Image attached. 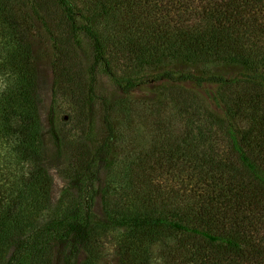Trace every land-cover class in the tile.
<instances>
[{
  "label": "trees",
  "instance_id": "1",
  "mask_svg": "<svg viewBox=\"0 0 264 264\" xmlns=\"http://www.w3.org/2000/svg\"><path fill=\"white\" fill-rule=\"evenodd\" d=\"M0 19L8 46L3 66L16 76L14 88L0 91V264L93 263L101 258L100 236L120 228L129 231L117 248L125 264H147L148 248L142 249L147 243L163 244L166 264H264V106L260 93L245 90L247 84L264 86V0H0ZM38 31L56 51L55 95L83 111L94 106L98 68L125 95L146 80H160L167 99L184 102V83L217 85L216 97L225 108L217 127L244 171L230 155L215 156L216 143L224 141L207 138L189 117L184 145H177L175 155L194 163L187 173L196 179L192 187L160 185L157 174H172L162 167L171 153L166 144H157L139 155L128 181L138 213L118 215L107 197L105 215H98L94 159L114 133L109 113L115 106L105 105L108 132L94 151L80 150L87 146L81 136H63L55 116L47 128L31 40ZM82 37L92 53L84 84L77 64L61 58H73L68 47ZM207 63L240 70L228 78L184 68ZM240 115L253 120L246 130L236 124ZM47 135L55 146L69 147L72 157L65 170L70 181L56 203L53 176L44 163ZM5 157L16 158L14 168ZM26 165L33 167L29 173ZM172 237L174 243L167 239Z\"/></svg>",
  "mask_w": 264,
  "mask_h": 264
},
{
  "label": "rangeland",
  "instance_id": "2",
  "mask_svg": "<svg viewBox=\"0 0 264 264\" xmlns=\"http://www.w3.org/2000/svg\"><path fill=\"white\" fill-rule=\"evenodd\" d=\"M2 25L0 19V91L14 88L16 79V76L11 74L8 69L5 70L3 66V59L8 46ZM31 40L38 64V98L41 101V115L47 128L51 124L50 118L55 116L56 123L60 125L63 131V136L67 135L69 138L81 136L87 146L81 145L80 150L94 151V148L97 149L99 144H102V139L108 132L106 115L108 111H106L105 105L109 106V104H112L115 106V112L109 113V122L114 133L105 144L103 142L100 152L94 159L93 169L98 175L95 178L98 192L95 198L94 211L98 215H105L106 205L104 206V201L107 197L109 201L107 206L118 215L138 213V206L129 200L132 196L130 195L128 181L133 171L132 167L139 155H144L157 144L158 146L166 144V150L171 153L166 152L171 157L169 165L162 167L167 170L172 169V174L169 175L168 172V174L164 175L161 173L157 174V181L160 180L158 181L160 185L173 188L192 187L196 179L191 180L190 175H187V173L192 171L194 163L190 160L183 161L186 157L182 156L180 152L176 154L179 155L178 159H176L175 155L177 145H184L183 137L187 130L186 125H188L189 117L191 122H194L193 126L195 128H197L196 126H203L204 131L201 132L205 133L207 138H219L224 141L216 143L218 146L214 152L215 156L228 157L230 155L235 166L240 171H244L239 155L228 149L225 137L217 127L225 112L224 103L216 97L217 85L210 82H204L200 85L191 82L184 83V86L181 85L186 97L184 102H181V98L178 101L172 97L167 99L168 96L165 94L167 93V86L164 81L160 80H146L136 87L133 94L125 95L98 68L94 84V101L92 102L94 106L92 108L90 106L89 110L83 111L79 106H74L65 97L54 93L55 59L57 57L51 40L40 31L33 34ZM68 49L73 58L68 56L61 58L62 60L71 59L77 64L79 79L84 84L86 83L85 70L91 63V44L86 38L82 37L80 42L74 43ZM66 66L70 67V65ZM184 68L195 71L197 74H218L228 78L235 76L240 70L235 65L221 63H207L194 68L190 66ZM246 89L260 93L263 97L262 105L264 106V86L259 87L247 84L245 86ZM234 90L235 88L230 89V94ZM240 117L243 116L240 115ZM242 119L238 118L236 124L241 130H246L253 120L251 118L247 120L245 117ZM45 139L48 148L45 151L44 163L53 176L51 195L52 201L56 203L70 181L65 170L70 165L72 157L69 147L66 145L61 148L55 146L49 135ZM83 142L80 141L79 143ZM168 142L171 143L170 146ZM73 148L75 149L76 147ZM7 150L9 151V148ZM86 157L92 158L93 156L89 154ZM180 158L181 161H178ZM15 160L16 158L13 157L10 159L5 157L6 165L12 168L14 167L11 162ZM176 163H179V170L174 169ZM31 166L26 165L25 168H29V171L20 170L19 173L24 175L27 171L29 173L33 168ZM70 191L74 195H78L76 188L72 187ZM138 192L139 194L142 192V186L140 185ZM128 232V228L106 231V235L100 236L97 241L96 249L99 254L101 253L100 260L87 263L125 264L117 248L120 241L127 238L126 234ZM167 239H172V242H175L173 237ZM146 246L148 249L143 256H146L147 264H166L163 244L150 245V243H147L142 246V249L144 250ZM57 252V250H53L54 257ZM84 258L85 253H82L79 256V262H83ZM26 264H28L27 261ZM83 264L86 263L83 262Z\"/></svg>",
  "mask_w": 264,
  "mask_h": 264
}]
</instances>
